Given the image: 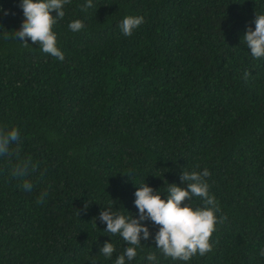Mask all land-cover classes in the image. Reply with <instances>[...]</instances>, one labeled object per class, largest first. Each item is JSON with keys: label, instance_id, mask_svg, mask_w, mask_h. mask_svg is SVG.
Instances as JSON below:
<instances>
[{"label": "trees", "instance_id": "obj_1", "mask_svg": "<svg viewBox=\"0 0 264 264\" xmlns=\"http://www.w3.org/2000/svg\"><path fill=\"white\" fill-rule=\"evenodd\" d=\"M21 2L0 0V129L20 133L0 156V264H114L129 245L104 231L100 212L113 200L138 218L137 187L166 199L182 171L205 168L227 217L212 251L165 257L159 226L142 221L151 236L126 264H264V57L243 40L264 0H71L53 27L63 61L16 38ZM129 15L144 21L124 36ZM29 157L27 177L13 176ZM105 242L111 258L99 253Z\"/></svg>", "mask_w": 264, "mask_h": 264}, {"label": "clouds", "instance_id": "obj_2", "mask_svg": "<svg viewBox=\"0 0 264 264\" xmlns=\"http://www.w3.org/2000/svg\"><path fill=\"white\" fill-rule=\"evenodd\" d=\"M71 0H22L20 7L23 10V22L18 30H15L16 38L29 45L26 38H30L33 44H38L43 53L51 55L60 61L65 59L64 53L58 47L57 35L53 31L54 25L65 16L64 6ZM92 0H87L81 7H92ZM0 12L8 15V11L0 5ZM55 12L56 15H52ZM144 21L143 16H126L120 24L124 36H131ZM255 30L248 27L243 40L253 58L264 57V14L255 16ZM69 29L73 32L83 30V21L77 19L69 23ZM5 38H7L5 34ZM251 75L246 71L245 80ZM20 133L17 128L9 131L0 129V156L12 155L10 145L17 143ZM34 167L31 158L21 160L13 168V176L17 178L27 177L29 169ZM210 176L208 169L202 172L195 170L182 171L180 181L183 186L176 183L168 184L166 199H162L160 190H155L144 182L137 187L134 204L139 211V216L124 215L112 210V202L109 207L103 209L98 219L106 224L105 232L111 235H119L129 245L123 254L119 255L114 264H126L137 255V249L141 247V240H148L151 236L149 227L142 221H151L159 226L154 240L165 257L173 260L189 261L197 253L200 256L212 251L213 245L210 237L216 230L217 223L222 224L227 217L217 214L221 212L219 202L210 194V185L206 177ZM22 187L26 191L32 190V184L27 179L23 180ZM48 196L47 191L42 192L37 198L38 204H43ZM203 200V207L194 206L193 198ZM186 202V203H185ZM87 207V206H86ZM86 210V208H85ZM78 216H79V212ZM95 221V218L93 219ZM96 224V223H95ZM115 252L112 242H105L99 253L111 258ZM264 256V249L260 252ZM149 262L157 260L155 253L146 257ZM92 264H96L95 258Z\"/></svg>", "mask_w": 264, "mask_h": 264}]
</instances>
